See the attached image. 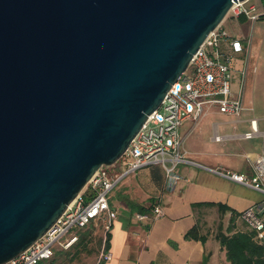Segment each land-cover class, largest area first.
<instances>
[{"label":"water","instance_id":"water-1","mask_svg":"<svg viewBox=\"0 0 264 264\" xmlns=\"http://www.w3.org/2000/svg\"><path fill=\"white\" fill-rule=\"evenodd\" d=\"M233 1L0 0V264L121 157Z\"/></svg>","mask_w":264,"mask_h":264},{"label":"crops","instance_id":"crops-1","mask_svg":"<svg viewBox=\"0 0 264 264\" xmlns=\"http://www.w3.org/2000/svg\"><path fill=\"white\" fill-rule=\"evenodd\" d=\"M236 36V35H234ZM238 37V36H237ZM241 51L234 52L227 43L222 49L231 54V87L234 96H241L243 109L234 118L215 110L198 121L183 122L180 133L183 147L189 156L210 167L227 169L251 176L253 162L264 156V106L254 111L252 90L259 89L264 105V75L247 72L245 54L247 41ZM256 67V66H255ZM257 119L259 133L243 139L236 134L250 130V119ZM216 131L224 136L222 141H214ZM262 138L260 142L257 139ZM250 140V141H249ZM180 179L167 186L163 169L147 166L123 178L120 187L109 202L116 209V217L110 222L109 247L111 257L103 264H229L226 252L216 233H232L249 229L240 219L239 212L263 198V194L249 186L230 180L205 169L182 164L178 167ZM145 206L159 201L164 214L150 219L151 208L143 212L148 217L137 220L136 210L130 202ZM194 203L213 205L193 206ZM218 204L225 206L220 209ZM209 210L217 212L222 220L218 232L208 229L202 215ZM232 211L237 212L232 219ZM198 224L205 240L187 239L185 232Z\"/></svg>","mask_w":264,"mask_h":264},{"label":"built area","instance_id":"built-area-1","mask_svg":"<svg viewBox=\"0 0 264 264\" xmlns=\"http://www.w3.org/2000/svg\"><path fill=\"white\" fill-rule=\"evenodd\" d=\"M228 12L234 17L244 16L254 21L264 9L259 11L250 0H237L232 2ZM223 43L229 44L234 52L241 51L245 45L243 40L228 33L220 24L211 30L193 53L188 67L171 84L159 106L148 114L121 157L110 165L100 166L83 190L39 238L20 254L1 264H52L56 247L67 248L77 239L76 234L71 232L73 228L81 229L97 220H103L110 226L117 214L109 202L111 191L126 176L152 165L163 169L167 186L180 179L177 169L187 164L261 192L263 198L240 211L239 217L264 243V156L253 162L254 173L251 176L225 167H210L189 156L180 133L186 120L196 122L213 110L236 118L243 109L241 96H234L232 92L231 54L222 49ZM258 133L254 117L250 119V130L236 134V137L248 139ZM212 139L222 141L224 136L214 131ZM163 214L161 204L155 202L150 219ZM134 216L137 220L148 217L142 212H136ZM110 257V252L102 253L104 261Z\"/></svg>","mask_w":264,"mask_h":264},{"label":"rangeland","instance_id":"rangeland-1","mask_svg":"<svg viewBox=\"0 0 264 264\" xmlns=\"http://www.w3.org/2000/svg\"><path fill=\"white\" fill-rule=\"evenodd\" d=\"M250 2L257 5L259 11L264 9V0H250ZM220 25L228 33L242 37L247 41L248 45L244 57L247 72L252 73L255 70V74L264 75V17L254 21L248 19L240 21L238 17H234L228 12ZM262 98L263 96L259 92V89L252 90V106L254 111L263 108ZM261 139H257V142H260ZM119 189L120 187H116L112 191L111 197L114 204L116 201L115 196ZM202 221L208 229L213 228L214 233L218 232L222 226L220 215L212 210L202 215ZM109 229L110 226L103 220L91 222L82 229L73 228L71 232L75 233L77 238L80 232H88L86 247L82 250H80V247L73 248L72 245L77 239L67 248L56 247L52 264H97L102 259L104 238Z\"/></svg>","mask_w":264,"mask_h":264},{"label":"trees","instance_id":"trees-1","mask_svg":"<svg viewBox=\"0 0 264 264\" xmlns=\"http://www.w3.org/2000/svg\"><path fill=\"white\" fill-rule=\"evenodd\" d=\"M263 17H264V14L260 15L258 19L263 18ZM238 19L240 21L246 20L244 16H239ZM129 202L133 210H136L142 213L148 212L149 209L152 207V205L145 206L139 203H135L133 201H129ZM155 202H158V201H154V203ZM201 205L210 206V205H213V203H194L193 204V206H201ZM218 207L220 209H225V206L222 204H218ZM236 215H237V212L232 211L231 213L232 219H234ZM87 234H88L87 231L80 232V235L77 238V241L72 245V247L73 248L80 247V250L84 249L86 247ZM215 236L216 238L219 239L221 245L224 247L225 252H226V258L229 264H264V243H262L260 240H258L255 237L253 230L251 229L236 230L232 233L218 232L216 233ZM184 237L187 239H198L202 241H204L206 238L205 235L200 232V227L198 224H195L191 228H189L185 232ZM109 238H110V234L109 232H107L105 234L104 243H103L104 252L108 251ZM52 260H51V263H52ZM104 262L105 261L103 259H100L97 264H103Z\"/></svg>","mask_w":264,"mask_h":264}]
</instances>
